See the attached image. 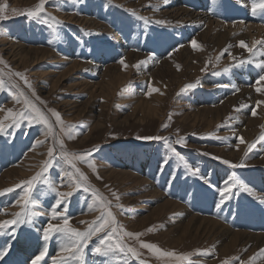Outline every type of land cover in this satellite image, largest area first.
Segmentation results:
<instances>
[{"label":"rangeland","instance_id":"rangeland-1","mask_svg":"<svg viewBox=\"0 0 264 264\" xmlns=\"http://www.w3.org/2000/svg\"><path fill=\"white\" fill-rule=\"evenodd\" d=\"M198 1L45 0L40 15L42 20L53 25L49 28L39 20L12 14L13 9L17 13L33 9L40 0H0V5H6L5 14L8 17L0 20V79L4 81V88L0 90V117L8 109L32 115L31 109L23 104L26 98L48 117L65 150L81 155L91 153L85 160L76 161L91 190L86 192L78 188L70 199L66 215L71 228L85 231L89 223L111 211L118 230L122 227L124 232L142 234L138 238L124 236L121 241L135 248L140 253L139 258L130 254L125 258L123 253L109 257L96 255L92 248L99 242L98 237L103 238L110 231L107 228L89 242L84 251L86 264H124L125 259L127 264H141V261L144 264H223L226 260L228 264H262L257 255L259 252H252L254 250L240 243L228 252L223 251L222 246L227 239L221 242L210 233L201 231L202 219L211 217L208 219L213 218L232 231L264 234L257 227L253 230H244L243 225L232 228V217L251 213L255 216L251 222H255L257 217L264 215V204L247 193L233 195L217 207L220 199L218 189L233 173L252 187L257 195H264V185L259 182L264 180V141L259 140L264 135V103H259L258 108L254 105L258 101L264 102V81L251 89L254 85L246 80L251 75L246 70L250 67L259 74L260 69L253 65L249 58L251 54L239 46L240 40L231 47L232 50L221 55L220 44H212L210 42L213 41L205 37L204 44L201 42V29H193L184 39V45H189L186 62L183 53H179L182 48L175 43L183 37L177 32L179 20L174 10L182 8L199 13L200 10L195 7L199 5ZM244 1L240 5L237 0H203L204 6L210 4V7L207 10L202 7V10L212 23L224 26L228 25L226 21L212 12L229 7L240 15V18L230 21L235 23L232 25L245 22L246 13L256 18H250L249 24L261 25L264 31V11L258 10L253 15V0ZM130 10L136 15H132ZM139 17L147 18V23ZM157 20L166 23L157 24ZM193 40L199 48H193ZM167 42L173 47L167 49L172 45H166ZM235 50L246 55L237 57ZM217 56H220L219 60ZM102 58L101 66L99 61ZM121 59L124 65L119 63ZM241 60L252 62L241 64ZM140 61L145 63L139 64ZM237 71L243 74L241 86H237ZM10 72L23 73L31 89L20 77L9 76ZM142 73L144 77H141ZM189 84L195 87L185 88ZM150 88L156 91L146 94ZM257 88H260L259 92ZM250 90L260 98L250 108L241 107L242 102L236 98L239 94L245 96ZM20 92L24 96H19ZM14 95L19 97V103L13 99ZM226 98L232 100L227 101ZM203 108L204 111L220 109L219 120L201 119ZM50 109L60 114L65 126H75L73 138L61 131ZM253 109H256L260 119L257 129L248 127ZM8 123L5 121V125ZM46 132L44 124L34 122L30 125L25 119L19 127L7 128L0 133V193H3L0 194V220L12 219L13 213L21 211L17 201L25 187L22 182L42 171L49 147H54V155L59 159V145L53 136H45ZM138 136L167 138L176 153L184 156L192 168L199 169V176L188 172L163 140H138ZM238 137H242L245 143L239 144ZM180 138H183V144L176 143ZM37 141L43 143L37 144ZM253 143L255 146L245 156L247 145ZM237 150L241 152L237 153ZM213 156L233 163L243 159L246 167L231 169L220 160L212 159ZM165 159L167 163H164ZM89 163L94 168L89 167ZM53 165L44 176L58 185L59 191H69L68 178L62 179V174L74 170L62 160L59 164L54 160ZM121 172L137 176L139 182L122 180ZM218 174L222 176L218 178ZM93 190L97 195L93 194ZM98 197L103 198V206ZM31 198L35 201L32 210L45 215L34 217L32 225H20L15 237L10 231L0 234V246L9 249L7 255L0 259V264H31V260L45 247L47 253L40 264H54V258L67 255L61 252L63 242L60 234H53L47 241L43 239V228L49 222L62 223L59 218L50 220L55 193H50L41 179L34 182ZM202 199H214V206L210 210L207 208L213 214H207L208 211L203 209L200 215L201 212L195 210ZM163 202L175 203L178 207L160 211L155 216L153 212ZM58 210L63 212V206ZM181 220L183 226L187 225L184 231L180 228ZM261 221L264 222V217ZM150 228L152 231H148ZM196 228L199 232L194 230ZM117 239L119 235H114L113 240ZM38 241L42 243L38 245L37 253L22 258V253L29 251ZM141 242L154 244L162 251H174L177 255L187 254L189 258L177 261L172 257H158L152 251L141 248ZM198 251L208 254L197 255ZM57 264L63 262L57 261ZM68 264L78 262L70 260Z\"/></svg>","mask_w":264,"mask_h":264},{"label":"snow or ice","instance_id":"snow-or-ice-1","mask_svg":"<svg viewBox=\"0 0 264 264\" xmlns=\"http://www.w3.org/2000/svg\"><path fill=\"white\" fill-rule=\"evenodd\" d=\"M45 0H40V3H38L33 9L26 10L24 12L17 13L16 9L12 10L13 15H24L27 18L39 20L42 23H45L48 25L49 28H52L53 25L49 23L47 20L41 19V13L43 12V5ZM6 5H0V20L7 19V15L5 14ZM264 11V0H253V3L251 5V11L252 14L255 15L257 11ZM131 11V10H130ZM132 15H136L135 11H131ZM139 19L145 20L147 23V18L145 17H139ZM157 24H164L166 23L163 20H157L155 21ZM261 41H253L251 47H249L244 41L239 42V46L241 48L246 49L249 53L252 54V56L257 55H264V52H256L254 49H256L257 44H261ZM193 48H199V45L195 40L192 41ZM227 51V49L222 50L221 55H223V52ZM230 55V54H229ZM217 60L220 59V56L216 57ZM2 62V61H0ZM246 62H252L241 60L239 63L243 64ZM120 64L124 65V60L121 59L119 61ZM145 61H140L139 64H143ZM138 66V65H136ZM256 67L260 68L262 72H264V61H259L256 63ZM205 69H202L204 71ZM227 71V68L225 69ZM9 76L15 75L17 77H20V79L24 80L25 85L31 89L30 82L25 78L23 73L15 72V73H8ZM260 81H264V75H260L258 80L256 81L257 84L260 83ZM16 85H13L15 87ZM195 87L194 84L185 85V88H191ZM4 88V81L3 79H0V90ZM257 92L260 91V88L256 89ZM156 91L155 89L149 90V93ZM239 91V89H237ZM32 95L35 96V92H32ZM19 96H24L23 92L19 93ZM13 99L17 101V103L20 102L19 97L14 95ZM37 99H39L37 97ZM264 103L261 101L257 102ZM23 104L26 108L31 109L32 115H30L28 112H13L12 109H8L6 114L3 117H0V133H4L7 128L11 127H19L20 122L22 120L27 119L28 123L31 125L32 123H42L46 126L47 132L44 133L45 136H53L55 139V142L57 145H59L60 152H59V159L54 155V147L48 148V159H46L43 162V167L41 172H37L36 175L31 177L30 180L26 182H22L25 187L23 189V194L20 197V200L17 201V204L20 206L21 211L15 212L12 214V219L7 220H0V234H4L10 231L11 235L15 237L17 228L22 224H29L32 225L34 223L33 218L41 215H45L43 212L39 211H33L32 205L35 203V201L31 198V189L34 187V182L43 179V182L47 184L48 191L50 193H55L56 199L55 202L51 206L50 211V220H57L58 218L62 220V223L53 224L49 222L47 226L43 228V239L45 241L49 240L53 234H60L63 246L61 248L62 253H67V255L58 256L57 258H54V264H57V261H62L63 264H68V261L73 260L77 261L78 264H86V260L84 258V251L88 247L89 242L92 240L93 237H98L99 233L105 232L107 228H110V231H107V233L103 236V238H99V242L96 244L94 248H92V252L96 255L100 256H115L118 253H123L125 258L129 256V254L132 257L139 258L140 253L133 247L128 246L124 243H121L124 236L129 237H136L138 238L141 233H130V232H124L122 227L117 228L115 218L113 217L111 211H107L106 215L102 214L101 216L97 217L94 221L88 224V227L85 231H79L75 228H71L69 226V220L67 213V207L70 202V199L73 197L74 192L78 188H83L84 191H90V187L87 185V177L80 171V169L76 166V161L85 160L87 156H90L91 153L86 154H78V153H72L67 150H65L63 142L59 139V137L53 132V125L49 122L48 117L39 109L36 107L35 104L31 103L28 99L23 100ZM241 107H245V105H242ZM52 115L55 117V121L57 125H60L62 132H67L69 138H73L72 130L75 128L74 125H64V122L58 112L55 110L50 109L49 110ZM253 115H256L255 109H253ZM5 121H9L7 125H5ZM164 127H167V125H164ZM235 134V133H233ZM138 140H156L161 141L163 140L166 144H168L167 138L160 137V136H148V137H136ZM217 139H225L224 137H217ZM239 141V144H244L245 141L242 137L237 138ZM259 140L264 141V135H261L259 137ZM43 143V141H37V144ZM176 143L183 144L184 140L183 138H180L176 141ZM239 145H237L238 147ZM255 146V144H248L247 145V151L245 152V156H247V152L251 151L252 148ZM169 150L173 152L178 159L184 163V167L194 176H199V169L198 168H192L191 165H189L186 161L184 156L180 155L179 153L175 152V149L171 147V144H168ZM204 155H209L208 153H205ZM212 159L220 160V162L224 165H227L231 169H240L246 167L244 160L242 159L238 163L230 162L226 159H222L220 157L213 156ZM56 161L57 164L60 163L62 160L64 164H67L71 166V168L74 170L72 172L65 171L62 174L63 177L68 178V187L69 191H59L58 185L53 183L52 181L48 180L46 176H44V173L48 172L50 168H52L53 161ZM164 163H167V159L164 160ZM89 167L94 168V165L89 163ZM205 183H209L207 180L204 181ZM211 186V185H210ZM16 187H20V185H16ZM236 190L235 192L233 190ZM5 191H13V189H6ZM219 191V202L217 203V207H220L223 205L226 201H229L233 195H238L239 193H247L249 196H252L253 198L257 199L261 204H264V195H257V193L254 191L252 187H250L247 183L243 182L239 177L235 175V173L231 174L227 181H225L224 186ZM3 194V193H0ZM93 194L97 195L95 191L93 190ZM115 195V194H113ZM98 199L101 200V205L103 206V198L98 197ZM60 206H63L64 211L61 212L58 210ZM81 223H84L81 221ZM148 231H152V229H148ZM114 235H119V239L113 240ZM141 248L148 249L152 251L153 253L157 254L158 257H172L175 258L177 261L182 260H188V255H177L174 251H162L160 250L156 245L151 243H140ZM8 247L7 246H0V259H3L4 256L8 253ZM264 251V250H262ZM47 253V248L45 247L42 251L39 252L38 255L34 257V259L31 260V264H40V261H42ZM197 255H207L208 253L206 251L204 252H197ZM252 258H250L251 260ZM107 264V262H105ZM124 264H127V259H125ZM141 264H144L143 261H141ZM223 264H228V261H224ZM243 264V262H241Z\"/></svg>","mask_w":264,"mask_h":264},{"label":"bare ground","instance_id":"bare-ground-1","mask_svg":"<svg viewBox=\"0 0 264 264\" xmlns=\"http://www.w3.org/2000/svg\"><path fill=\"white\" fill-rule=\"evenodd\" d=\"M187 0H181L182 3H186ZM197 1V0H196ZM209 0H207L208 2ZM238 1V4L240 3H245L244 0H237ZM206 2V4H208ZM173 3V2H172ZM171 4V3H170ZM198 4L201 5H196L195 7L197 9L200 10L199 13H196V12H193V11H189V10H184L182 8H178L175 11V16L178 18L179 22L177 23V32L183 37V38H179V40H176L175 43H177L182 49H180L179 53H183V57L186 59V62H187V54H186V50H187V47L189 46L188 44L184 45L185 41L184 39L187 37L188 34L192 33L191 31L194 29L195 31L201 29L202 32H201V42L203 43V39L205 37V39H209L210 41H213V42H210L212 44H215L217 46H219L218 44H220V50H224V49H227V51L229 52L231 47H234V44L236 43V41L238 40H242V41H245L249 47H251L252 45V42L253 41H261L262 43L261 44H257L256 45V49H254V51L256 52H264V31H262V27L261 25H258L260 27H256L255 25H251L249 24L250 22V18L253 19V20H256V18H252V17H249L246 13L244 14V18H245V22H236V25H232V24H235V23H231L230 21H232L234 18H240V15L238 16V13L234 10H232L231 8L229 7H225V8H219V9H215L212 14L214 15H217V16H220L224 21H226L225 24H228V25H224V26H221L219 24H214L211 22V20L206 17V15L204 14V11L202 10V7H206V10L208 7H210V4L209 6H204V2L203 0H199L198 1ZM190 8H193L192 6H190ZM170 10V9H169ZM256 15V14H255ZM175 17V18H176ZM172 18V17H171ZM176 22V21H175ZM214 22V21H213ZM216 23V22H215ZM218 23V22H217ZM223 25V24H222ZM194 32V31H193ZM199 34V33H198ZM236 34H238V36H236ZM211 36V37H210ZM198 37V36H197ZM187 39V38H186ZM205 41V40H204ZM169 42V41H168ZM167 42V43H168ZM222 42V44H221ZM201 43V44H202ZM172 43H168L166 45H171ZM198 44V43H197ZM204 44V43H203ZM209 44V43H208ZM211 46V45H210ZM173 47V44L171 46H169L167 49L169 48H172ZM215 47V46H214ZM206 48V47H205ZM212 48V47H211ZM217 48V47H216ZM210 49V48H209ZM208 49V50H209ZM238 49V48H237ZM163 50V49H161ZM171 50V49H170ZM232 50V49H231ZM184 51V52H183ZM213 51V50H212ZM214 52V51H213ZM235 52V56L237 57H244L246 54L245 53H242L240 51H234ZM219 53V52H218ZM224 53V52H223ZM21 54V53H20ZM197 54V53H196ZM217 54V53H215ZM251 54V53H250ZM176 55V54H175ZM194 55V54H193ZM159 56V55H158ZM198 56V55H197ZM200 56V55H199ZM231 56H233L231 54ZM178 57V56H177ZM180 57V56H179ZM191 58V56H189ZM193 58L195 57L192 56ZM198 58V57H197ZM201 58V56H200ZM199 58V59H200ZM230 58V57H229ZM250 59H252V61L254 62L253 65L256 66V63L259 62V61H264V55H257V56H249ZM170 59V58H169ZM168 59V60H169ZM181 59V58H179ZM237 59V58H236ZM247 59V58H246ZM239 60V59H238ZM103 61H104V58L101 59V61H99V65L101 64V66L103 65ZM188 61H191V60H188ZM202 61V60H201ZM203 62V61H202ZM162 64V63H161ZM165 63H163L164 65ZM186 63H184L185 65ZM98 64H96L95 66H97ZM182 65V64H181ZM193 65V64H192ZM191 65V66H192ZM199 66V65H198ZM197 66V67H198ZM188 67V66H187ZM109 68V67H108ZM189 68V67H188ZM256 69H260L258 67H255ZM193 69V68H192ZM158 71V70H157ZM254 70L252 68H248L246 70V72H249L251 75H248L249 78H246V80H248L250 83H252L254 86H252L251 88V85H250V88L253 90L257 83L255 82V80L259 78L260 75H264V72L259 71V74L257 73H254L253 72ZM68 73V72H67ZM163 73V72H162ZM143 75L141 77H144V73H142ZM152 74V73H151ZM159 74V73H158ZM162 75V74H161ZM243 74L241 73V71H237V79H236V82H237V86H241L240 84L242 83V81H240V78H242ZM246 75V74H245ZM155 76V75H154ZM157 76V74H156ZM157 78V77H156ZM235 80V79H234ZM256 80V81H257ZM248 82V83H249ZM247 82H245L244 85H246ZM260 84V83H259ZM243 90V89H242ZM247 92V91H246ZM254 92V91H253ZM253 92L250 90V92L248 91V93L244 96L243 94H239V97L236 98L237 99H240L239 101L242 102L243 105H245L244 108H250L251 106H253V104L255 102H257V100L260 98L259 96L257 95H253ZM244 93V92H242ZM261 95V94H260ZM263 96V95H262ZM236 97V96H235ZM229 98V97H228ZM227 101H230L228 100ZM235 99V98H233ZM263 99V98H262ZM264 100V99H263ZM225 103H227L226 101H224ZM235 102V101H234ZM232 103V102H231ZM234 104V103H233ZM232 104V105H233ZM224 105V104H223ZM226 105V104H225ZM230 105V104H229ZM256 105V107L258 108V103L254 104ZM258 105V106H257ZM141 106V105H140ZM150 106V105H149ZM234 106V105H233ZM146 107V106H145ZM225 107V106H222V108ZM227 107V106H226ZM230 107V106H229ZM263 107V106H262ZM147 108V107H146ZM201 109V108H200ZM228 109V108H227ZM263 109V108H262ZM206 110V109H205ZM220 109H212L210 108V110H206L204 111V108H203V111L202 114H200V117H202L201 119H206V118H211L215 121H218L219 118H220V115H219V111ZM222 110V109H221ZM225 110V109H224ZM250 110V109H249ZM156 111V110H154ZM260 111V110H259ZM225 112V111H224ZM223 112V113H224ZM227 112V110H226ZM246 112V111H245ZM255 112H256V109H255ZM262 112V111H261ZM259 113V112H258ZM199 114V113H198ZM243 116V115H242ZM199 118V117H198ZM247 119V118H246ZM243 120V119H242ZM259 118H258V114L256 113V115H252L251 119H249L248 121V127L249 129L250 128H259ZM243 122V121H242ZM245 122V121H244ZM247 127V125H246ZM254 131V130H253ZM245 132V131H244ZM223 152V151H222ZM241 150H237V153H240ZM220 153V152H219ZM233 154H235V152H233ZM233 154H230L229 156H232ZM12 172V171H11ZM116 173V172H115ZM117 174V173H116ZM8 175V173H7ZM11 175V174H10ZM118 175V174H117ZM116 175V176H117ZM123 179L122 180H126V179H134L136 182H139V179L137 176H133L132 174L128 173V172H121V174H119ZM222 175H219L218 174V178H220ZM8 178V177H7ZM2 182V181H1ZM134 182V181H133ZM259 182L262 183V185H264V180H259ZM3 183V182H2ZM258 183V181H257ZM214 202V199L213 200H210V201H205L204 199H202V201H200V205L197 206L195 208L196 211L198 212H201L199 213L200 215L203 214L202 213V210L205 209L208 211L207 208H212L214 206L213 202ZM166 202V201H165ZM209 202V203H207ZM158 204V203H157ZM205 204V205H204ZM204 206V207H203ZM178 207L177 204H173L171 202H167V203H160L156 208L157 211H152L153 214H159L161 213L162 211H167L168 209H172V210H175L176 208ZM252 210V209H251ZM251 210H248L247 212H251ZM161 211V212H160ZM246 212V211H245ZM197 213V212H196ZM207 214H213V212H206ZM205 213V214H206ZM204 214V215H205ZM161 215V214H160ZM159 215V216H160ZM164 215V214H162ZM156 216V215H155ZM213 216V215H212ZM238 216V215H237ZM232 217L231 218V225L232 228L233 227H237V226H241L243 225L242 229L244 230H249V229H254V227H257L260 229L261 233L264 232V222L261 221V219L264 217V215H260V217H257L255 219V222H251V219L252 217H255V216H252L251 213H247V214H244L242 215L241 217ZM161 217V216H160ZM180 217V216H179ZM207 217V216H206ZM156 218V217H155ZM183 218V217H182ZM208 218H211V217H208ZM208 218H205V219H202V226H201V231L203 232H206V233H210V235H212L214 238H217L218 241H221L223 242L224 240L225 243L223 244L222 246V250L223 251H226L228 252L230 249H234L237 245V243H240L242 244V246H244L245 248H249L250 250H254L252 252H259V255L258 256V259L260 260L261 259V263L264 264V234H249V233H246V232H242V231H232L230 228L222 225L221 223L217 222L215 219H208ZM236 218V220H235ZM159 219V218H158ZM156 219V220H158ZM163 219V218H162ZM195 220V219H193ZM142 221V220H141ZM150 222V221H149ZM181 222V225H180V228L182 231L186 230V226L187 225H182V220L180 221ZM145 223V222H144ZM197 224V223H196ZM200 227V226H199ZM194 228V227H193ZM196 231L199 232V229H194ZM249 232H253V231H249ZM182 233V232H181ZM169 234V233H168ZM183 234V233H182ZM205 235V234H204ZM187 236V234H186ZM205 237V236H204ZM164 238V237H163ZM186 239V238H185ZM184 239V240H185ZM195 240H197V238L194 237ZM159 240V239H158ZM161 240V239H160ZM183 240V241H184ZM190 240V239H189ZM42 243V242H41ZM39 241L36 245L30 247L28 250L29 251H24V253H22L23 257L25 259V256H32L34 254L37 253V251L39 250V244H41ZM237 249V248H236ZM248 249V250H249ZM226 254V253H225ZM250 254V253H249ZM253 254V253H252ZM248 255V254H247ZM262 255V257H261ZM29 257V259H30ZM247 258V257H246ZM220 260V259H219Z\"/></svg>","mask_w":264,"mask_h":264}]
</instances>
